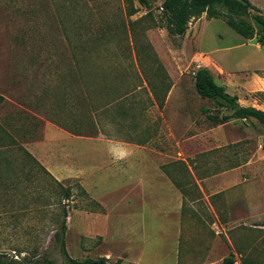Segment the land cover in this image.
Listing matches in <instances>:
<instances>
[{
	"label": "rangeland",
	"instance_id": "rangeland-1",
	"mask_svg": "<svg viewBox=\"0 0 264 264\" xmlns=\"http://www.w3.org/2000/svg\"><path fill=\"white\" fill-rule=\"evenodd\" d=\"M133 3L137 13L128 18L125 0H0V91L6 85H14L17 79L28 86L57 82L63 70H75L74 57L79 58L81 54L78 48H74L77 43L86 45L95 41L99 44L97 49L85 56L87 60L80 62V69L88 76L87 83L92 91L86 103L85 125L81 127L84 134L95 132L91 124L92 112L102 99L95 92L94 73L97 71L116 75L115 80L120 85H115V90L109 92L115 100L120 98V92L136 89L142 80L152 94L160 95L162 100L173 85L182 87L183 99L192 102L197 109L195 120L201 134L195 144L196 151H192L187 142L179 146L172 143L171 147L165 144L167 150L172 151L174 157L176 151L198 157L195 172L198 180L241 167L229 179L214 177L209 185L200 183L201 190L190 174H185V163L176 161L179 174H175L181 176L180 181L191 184L188 195L197 201L198 244L208 243V249L212 250L211 259L206 264H220L230 254L235 264H242L246 258L264 264V220L252 217L243 203L238 205L236 202L247 201L245 191L239 185L244 180L251 183L247 190L250 201H264L253 180L258 169L262 168L264 172V154L258 152L259 148L264 151V127L254 120H232L228 125L213 127L202 113L203 108L209 109L210 114H229L230 111H216L217 105L213 101L196 94L193 81L197 65L208 67L216 84L224 87L229 95L236 96L239 105L264 111V102L253 97L255 93L264 92V48L243 39L221 19L204 20L193 31L195 34L197 29L200 30V38L194 41L199 49L192 46L194 51L206 54L203 55L205 58H199L191 67H183L180 79H170L163 63L172 65L175 59L184 61L192 46L180 50V57L174 55V48L180 47L182 38L171 36L162 29L164 19L160 0H147L148 7L141 0H133ZM252 6L246 20L255 25L252 17L264 18V1H256ZM220 10L225 12L222 8ZM196 20L191 19L188 28ZM219 62L228 71L224 76L215 68ZM106 77L111 79L109 75ZM76 106L78 108V103L73 105L72 102V112ZM121 122H116L114 129L116 133L124 134L126 126ZM1 125L0 255L24 264L44 258L64 264L65 259L53 238L57 230L55 221L64 208L68 215L65 242L69 256L77 260L99 258L97 253L85 255L78 248V216L75 211L80 189L77 181L58 182L61 186L56 184V180L24 153L22 141L13 130L11 138H17L19 142L1 148L5 140ZM211 129V134L205 133ZM153 147L161 153L165 148H162V139L154 141ZM62 189H67L68 199L61 197ZM138 192L144 194L141 199L146 205L145 222H131L130 225H136L137 234H140L138 228L144 225L148 236H153L143 249L137 240L132 250L124 253L120 264H136L138 259V264H174L169 249L162 255V245L154 244V235L161 234L162 221L150 215L159 212L157 216L162 217L159 192L141 189ZM120 194L129 196L125 207L134 213L139 212L142 201L132 198L131 192L121 191ZM227 201L232 202L228 205ZM260 215L264 218V211ZM125 224L129 222L125 221ZM255 242L257 246H254ZM111 248V245L105 247L106 250Z\"/></svg>",
	"mask_w": 264,
	"mask_h": 264
},
{
	"label": "crops",
	"instance_id": "crops-1",
	"mask_svg": "<svg viewBox=\"0 0 264 264\" xmlns=\"http://www.w3.org/2000/svg\"><path fill=\"white\" fill-rule=\"evenodd\" d=\"M249 1L254 5L256 1L261 0ZM204 20L207 19L202 15L187 29L186 34L181 37L180 47L174 48L176 57H180L178 52L187 46L194 45L199 49L194 41L197 37L200 38V30L197 29L195 34L193 31L197 24ZM194 50L192 46L184 61L175 59L172 65L163 63L170 79H180L183 67H191L199 58H205L203 55L206 54ZM83 58L85 59V56L80 54V57L76 56L74 60L82 63ZM219 63L221 65L216 64L215 68L224 76L228 71L221 62ZM196 68L198 70L201 65ZM105 74L101 70L94 73L95 92L102 99L92 112L91 124L95 128L93 134H84L81 128L85 125L86 103L92 91L87 83L88 76L84 75L80 64L78 69L63 70L57 82L53 80L46 85L28 86L24 85V81L17 79L14 85H6L4 90L0 91V124L5 135L1 148L13 145L14 141L19 142V139L11 138L13 130L22 141V150L29 153L54 180L77 181L80 196L76 201L78 209L75 213L78 216V248L81 253L88 255L94 252L99 258H105L107 264H120L124 253L130 252L137 240H140L143 249L153 235L148 236L144 225L138 228L140 234L135 233L136 225H130L131 222H145L146 205L141 199L144 194L138 192L141 189L159 192L162 217L157 216L160 213L155 211V214L150 216L162 221V237H153L155 245H162V255L169 249L174 264H206L211 259L212 250L208 249V243L198 244L197 201H193L188 195L191 184L180 181L181 176L176 175L179 174L178 163H185V174H190L200 189V183L209 185L214 177L217 180L224 177L229 179V176L238 172L241 167L228 170L222 175L198 180L195 177L198 157L186 156L177 151L174 157L173 152L166 148L171 147L172 143L179 146L187 142L192 151L197 150L195 144L201 134L195 120L197 109L192 102L183 99V88L173 85L166 92L160 106L162 97L157 95L156 100L146 82L142 80V84L136 89L120 92V98L115 100L109 92L114 91L115 85L119 86L120 82L115 80L117 78L114 73L106 74L111 78L108 80ZM72 102L73 105L78 103V108L76 106L77 109L73 112ZM116 122L126 126L124 134L115 132ZM212 132L213 129L205 133ZM161 139L162 148L165 147L162 153L153 147L154 141ZM121 146L126 147L131 155L126 160L115 162L108 149ZM258 150L264 154L261 148ZM118 175H121L120 180L117 179ZM254 175V187L261 191L259 196H264L263 169H258ZM246 182L247 180H244L239 185L242 191H245L244 197L247 201L236 202L238 205L243 203L252 217L264 220L260 215L264 211V201H250L247 190L251 183ZM100 190L104 191L100 193ZM121 191L131 192L132 198L142 201V206L137 210L139 212L134 213L125 207L126 203H129V196H121ZM227 202L230 205L232 201ZM125 221L129 224L124 225ZM256 244L257 242L254 246H257ZM107 245H111L112 250H106ZM122 247H126L124 251L121 250ZM164 259L162 256V260ZM138 262L139 259L136 264Z\"/></svg>",
	"mask_w": 264,
	"mask_h": 264
},
{
	"label": "trees",
	"instance_id": "trees-1",
	"mask_svg": "<svg viewBox=\"0 0 264 264\" xmlns=\"http://www.w3.org/2000/svg\"><path fill=\"white\" fill-rule=\"evenodd\" d=\"M127 3L126 16L131 18L137 13L133 0H125ZM142 4L148 7L147 0H141ZM160 9L163 15L162 29L166 30L171 36L183 37L188 29V23L191 19L195 20L205 15L207 20L221 19L225 24L235 31L239 36L245 40L254 41L264 48V18L256 15L252 17L255 25H252L246 20L250 16V11L253 6L248 0H160ZM224 9L225 12L221 11ZM74 48L80 50L82 56L90 54L97 49L99 45L96 41L92 44H78ZM84 59V58H83ZM87 60V59H84ZM81 60V61H84ZM79 62L76 60V69L79 68ZM194 87L197 95L202 99H209L213 101L217 107L216 111H230L229 114H210L209 109L203 108L202 113L206 115V119L213 127L226 124L232 120H254L264 127V111L255 109L253 107L238 108L237 97L226 93L224 87L216 84L214 78L207 68L201 67L193 74ZM154 98L158 100L157 94ZM255 99L264 102V92H258L253 95ZM163 100L160 103L162 105ZM24 153L38 164L29 153ZM39 165V164H38ZM40 166V165H39ZM41 167V166H40ZM61 186L58 182H56ZM62 188V187H60ZM62 198L68 199L69 194L67 189H62ZM68 215L64 208L61 209L59 218L55 221L57 230L53 233L54 241L59 245V251L64 257V264H107L105 258H85L83 260L73 259L69 256L66 249L65 236L67 232L66 219ZM0 264H24L23 262H16L8 260L5 256L0 255ZM31 264H56L52 260L42 259ZM220 264H235L233 255L230 254L224 257ZM242 264H257L254 261L246 258Z\"/></svg>",
	"mask_w": 264,
	"mask_h": 264
},
{
	"label": "clouds",
	"instance_id": "clouds-1",
	"mask_svg": "<svg viewBox=\"0 0 264 264\" xmlns=\"http://www.w3.org/2000/svg\"><path fill=\"white\" fill-rule=\"evenodd\" d=\"M117 143L122 144V142H117ZM108 151L110 156L113 158L115 162L126 160L131 155L130 151L124 146H121L119 148L110 147Z\"/></svg>",
	"mask_w": 264,
	"mask_h": 264
},
{
	"label": "water",
	"instance_id": "water-1",
	"mask_svg": "<svg viewBox=\"0 0 264 264\" xmlns=\"http://www.w3.org/2000/svg\"><path fill=\"white\" fill-rule=\"evenodd\" d=\"M238 108H239V106H238Z\"/></svg>",
	"mask_w": 264,
	"mask_h": 264
}]
</instances>
